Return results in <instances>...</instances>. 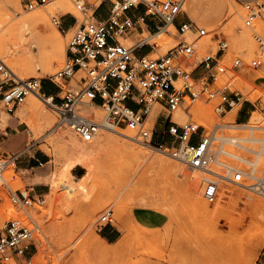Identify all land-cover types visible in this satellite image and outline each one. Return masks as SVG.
I'll return each mask as SVG.
<instances>
[{"label": "rangeland", "instance_id": "1", "mask_svg": "<svg viewBox=\"0 0 264 264\" xmlns=\"http://www.w3.org/2000/svg\"><path fill=\"white\" fill-rule=\"evenodd\" d=\"M58 1L54 0L34 11L24 12L20 0H0V40L7 42V49H0V57L15 74L14 79L50 81L65 65L71 38L91 15L85 17L76 9L73 0L66 1L71 11L63 12L56 7ZM104 10L101 9L98 15L103 16ZM39 11L47 12L49 24L59 33L63 46L64 57L56 61L54 69L51 70L43 68V62L51 50L49 32L27 34L25 39L32 43V48L20 54L15 52L9 34L12 32L13 36L16 35L17 32L11 30L15 22ZM252 13L256 15L255 19L252 26L247 27L245 22ZM74 17L79 22L71 30H65L64 27L59 30L53 21V18L62 22L64 18ZM183 18L208 31V36L198 42L197 54L190 61L194 66L188 70L192 72L206 55L217 56L219 41L215 39V34L225 38L229 49L222 54L220 61L229 69L220 73L216 86L228 87L226 93L229 96L239 94L241 103L233 110L246 109L249 117L245 123L236 118L231 121L233 126L220 128L219 125L230 122L226 117L229 111L219 114L215 110L216 102L203 98L183 106L179 111L187 115V121L178 123L185 125L195 121L213 135L231 137L243 133L245 127L241 126L250 124L254 116L262 118L264 122V49L261 50L256 41L257 36L264 39V0L257 4H242L239 0H186ZM68 24L69 21L64 23L65 26ZM164 35L168 37L162 42L157 37L150 38L149 42L156 46L151 58L163 56L178 43L177 31L170 29ZM147 36L148 33L141 35L140 31H135L133 35L120 39V42L133 46ZM29 55L33 56L34 63L23 71L17 69L14 57L24 58ZM237 58L243 61V66L231 70L230 67ZM256 58L263 61L258 69L250 66L251 61ZM198 71L199 75L204 73L202 68ZM82 76L85 74L80 71L67 85L56 81L65 90L68 87L77 90ZM13 84L10 82L9 85ZM28 96L15 113L9 114L10 116L7 114L9 118L5 120L3 116L7 111L0 107V142L6 140L11 133L9 125L15 119L16 113L19 111L26 116L21 133L6 140L2 150L13 153L22 149L26 140L29 141L25 152L18 154L16 163L9 164L2 178L0 177V224L25 216L23 210L12 205L10 197L13 194L27 192L36 198L34 206L27 209L38 224L35 233L38 249L35 252V264H264V245L259 247L258 240L250 244L249 239V230L257 217L254 202L261 201L264 205V196L261 193L253 189H242L232 180H220V199L216 204L208 203L203 196L206 187L203 177L213 178L212 176L193 171L169 156L138 144L132 138L125 139L122 135H114L108 128L101 130L94 141L84 143L70 127L59 123L56 112L41 99L39 110L30 111L27 108ZM154 110L157 115L147 121L146 128H152L158 116L168 114L160 105L153 106L151 111ZM201 111H206L208 115L202 116ZM83 114L106 123L107 112L104 109L85 107ZM5 131L8 135H5ZM120 131H127L131 137L136 135L130 128ZM260 131L257 133L264 135V130ZM125 144L126 148L134 144V155H125L118 151L125 148ZM241 144L258 149L250 143ZM80 146L96 152L85 155L79 152ZM212 148L218 161L236 167L238 170L235 172H252V165L237 160L231 154L254 161L257 158L254 152L219 139L214 140ZM24 154L46 156L48 163L44 166L33 163L25 166L22 163L25 160ZM161 157L170 165L162 168L157 161ZM213 169L225 173V167L221 164H214ZM54 174H58L59 180L52 186L46 180ZM195 174L203 176L197 179L200 197L213 212L224 208L223 215L220 213L221 216L216 217L197 208L190 193ZM233 175L234 172L231 178ZM82 177H85L84 180ZM244 181L255 183L247 175L244 176ZM37 187L44 188L46 193L40 200L39 196L31 193V189ZM138 208L162 215L163 223L157 228L142 225L134 214V210ZM108 211L113 212L110 217L112 227L119 232L112 243L102 238L99 228L101 218ZM85 241L89 245L79 250L78 247ZM93 246L98 248L97 252L92 251Z\"/></svg>", "mask_w": 264, "mask_h": 264}, {"label": "built area", "instance_id": "2", "mask_svg": "<svg viewBox=\"0 0 264 264\" xmlns=\"http://www.w3.org/2000/svg\"><path fill=\"white\" fill-rule=\"evenodd\" d=\"M52 1L20 0V4L24 12H31ZM73 1L79 12L85 17L91 16L77 28L68 45L65 65L50 79L58 87L59 93H45L42 82L37 79L16 81L10 67L0 57V107L13 114L29 94L36 93L56 112L59 123L70 127L84 143L92 142L108 125L130 128L136 132L132 139L138 144L169 156L193 171L212 176L211 180L206 181L203 194L208 203L216 201L220 180L243 182L245 175L242 171L234 170L233 177L227 179L212 172L211 168L216 164L212 148L213 133L195 121L185 125L174 121L175 112L188 102L194 103L203 98L215 101V110L219 114H225L241 103L239 94L229 96L226 93L228 87L216 86L220 73L229 69L220 61L222 54L229 49L226 39L215 34V39L219 41L217 56H204L198 67L190 72L188 68L194 66L190 61L197 54L198 42L208 36V31L183 18L186 0ZM102 7L107 8L105 20L96 18ZM255 16L252 13L248 17L245 22L247 27L252 26ZM53 21L58 27H64L60 19L53 18ZM75 22L77 26V18ZM144 25H147L150 34L168 32V26L174 25L178 32V43L163 56L151 58L156 50L155 45L143 39L133 46L120 42V39L133 35L135 31L143 35ZM256 41L263 50L264 39L257 36ZM146 50L148 52L145 53ZM262 65L260 58L250 63L255 69ZM242 66L243 61L237 58L230 69L236 70ZM199 68L204 73L196 76ZM80 71L85 76L80 78L77 90L71 87L65 90L56 81L67 85ZM10 82L14 84L9 85ZM155 105H160L168 114L158 116L156 124L146 128L149 113ZM85 107L104 109L107 112L106 123L84 115ZM5 135H8L7 131ZM18 158V154L5 153L0 143V177L6 167L12 162L16 163ZM39 166L43 164L39 163ZM224 171L230 173L228 168ZM253 186L264 196V180L262 183L255 181ZM10 199L13 206L24 211L25 216L0 224V264H35L38 224L27 209L34 206L36 198L27 192H20ZM112 214V211H108L101 218L100 230L112 224Z\"/></svg>", "mask_w": 264, "mask_h": 264}, {"label": "bare ground", "instance_id": "3", "mask_svg": "<svg viewBox=\"0 0 264 264\" xmlns=\"http://www.w3.org/2000/svg\"><path fill=\"white\" fill-rule=\"evenodd\" d=\"M66 1L67 0H59L57 2V6L56 7H59V9L61 11H63V12H70L71 8H70L69 4ZM166 1H168V0H166ZM46 13L39 11V12H36V13L30 15V16H26V17H23V18L19 19L17 22H15L11 26V28H12L11 30L14 33H15V31L17 32L16 35L13 36L12 32L9 33V34H11L10 38L13 40V42L12 41L11 42H12V45L14 46L15 52L17 54H20V53H24L26 51H29L32 48V43L28 39H25L26 38L25 36L27 34H31V33L32 34H41L42 31L49 32L51 34V36H50V38H48V40L51 42V50H50L49 54L47 55V57L45 58V60L43 62V68H44V70H51V69H54L55 62L59 61L61 58L64 57V51H63V46H62V44H61V42L59 40V37H60L59 33H57V31H55V30H53L51 28V26L49 24V18H48ZM58 29L60 30V27H58ZM167 29H168V32H169L170 29H173V30L177 31L174 25H169ZM144 31H145V33L149 34V36L143 38V40L145 42H148V43H150L149 42L150 38L157 37L158 41L160 40L162 42V41H164L163 39L167 36V35H164L165 31L157 32V33H155V35L154 34H150L147 25H144ZM11 39H9V42H10ZM46 39H47V37H46ZM168 41L170 43H172L171 39H169ZM6 43L7 42H5L4 40H0V49L1 50L4 51L5 49H7V44ZM33 45H35V44H33ZM49 48L50 47H48V49ZM14 55H16V54L14 53ZM32 57H33L32 55L31 56L29 55V57H24V58L14 57L13 61H14L15 67L17 69H19L20 71H23L29 65H32L34 63V60H33ZM13 75L15 76L14 73H13ZM15 80L16 81H21L18 78H15ZM31 94H33V95L30 96V97L28 96L29 100H28V103H27V108L30 111H38L39 110V101H40L41 98L36 93H31ZM31 94H29V95H31ZM95 108H98V107H95ZM151 112L152 111H150V113H149L148 120L154 118L157 115V111L156 110H154L152 113ZM237 113H238V109L237 110H231V112L229 111V113L227 114L226 117H227V120L230 121V122H228V123L225 122L223 125H219L220 128L226 129L223 126H233L234 124L231 123V121H235L236 120ZM200 114L202 116H207L208 115L206 111H201ZM18 115L20 117L24 116L23 113H19ZM97 116H98V118H102L101 115H97ZM7 118H9V117H8L7 114H5L3 116V119L5 120ZM175 118H176V121L179 122V123H183V122L187 121V115L185 113H183V111H179L178 110V112L175 114ZM261 119L258 116H254L251 119L250 124L245 125V126H241V127H245V128H243V130H245V131L243 133H241V134H237V135H234V136H231V137H222V136H219V135H217V136L214 135V140L215 139H219V140H222L223 142H231V143H233L235 145L243 146L246 149H248V150H250V151H252V152H254L256 154L257 158L254 161H249L248 159L243 158V157H241L239 155H235V154H231V156L236 158L239 161L248 162V164L252 165L253 170L251 169L252 172H250V174L249 173L247 174L244 171H242V172L245 175L253 178V180H255L257 183H262L263 180H264V135H262L261 133H257L260 130H264V122ZM25 121H26V119H25ZM105 121H106V119H105ZM108 129L111 131L110 133H112L114 135H122V136L126 137L125 139L133 138V137H131V135L127 131L126 132L120 131V130H124L125 131L128 128L119 129V128H117V126L108 125ZM251 134H253V136H251ZM36 136H35V138H36ZM103 138H104V136H103ZM241 142L253 144V146H256L258 149H253L252 146H249V145H243V144H241ZM119 143H122V142H119ZM257 144H262V146L261 145L259 146ZM132 145L134 146V144H131V146L127 147L128 148L127 149L126 148V144H125V148L120 149V150L118 149V151L124 153L125 155L126 154L127 155H134L135 154L134 153L135 152V148L132 147ZM143 151L145 152V150H143ZM79 152H82L85 155H90V154H92V153H94L96 151L93 150V149L89 150V149H86V148L80 146ZM116 153L120 156V153H118V152H116ZM157 161L161 164L162 168L170 165V163L167 162L166 160H164V158L162 159V157L158 158ZM215 162H216V164H221L225 168H228L230 170V173L227 174V172L221 173L219 171L214 170L213 167L211 168L213 173L220 174L224 179L225 178L226 179L229 178L231 176V173L234 170L235 171L238 170L236 167H233V166L224 164L222 162H219L218 159L216 158V156H215ZM85 177H82L83 180H84ZM201 177H203V176L195 174L193 176V181H192V183L190 185V193H191L193 202L198 206V207L197 206L196 207L199 208L202 212H204L206 214L212 213L216 217L221 216V215H219L220 213H222V212L225 213L224 212V208H218V209H216L213 212V211L210 210L208 204L205 203V201L200 197V194H199L200 191H199V185L197 183L198 182L197 179H199ZM1 178H2V176H1ZM58 178H59L58 174H54L51 178L47 179L46 182L50 183L52 186H55L56 183L59 180ZM194 179H195V181H194ZM203 179L206 182L208 180H211L212 178L204 176ZM39 181L40 180H37V182H39ZM236 184L241 186L240 188H242V189H246V190L253 189V190H256V188L253 186L254 183L253 184H249V183H246L245 181H243L241 183H236ZM220 190H221V188H220V184H219V190H218V194H217V201L215 203H213V204H216L218 202V200L220 199V197H221V191ZM254 210H255V213L257 214V217H255L256 219L254 218L255 222H253L252 228L249 230L250 231L249 232V234H250L249 235L250 244H253L254 241L258 240L259 241V247H262L264 245V205H263V202H261V201H257L256 202L255 201L254 202ZM223 213H222V215H223ZM214 218L215 217H213V219ZM102 242L104 243L103 239H102ZM87 244H88L87 241L83 242L81 244V246L78 247V249L80 250L82 247L86 246ZM97 249L98 248H96L95 246L92 247V251L93 252H97L98 251Z\"/></svg>", "mask_w": 264, "mask_h": 264}, {"label": "crops", "instance_id": "4", "mask_svg": "<svg viewBox=\"0 0 264 264\" xmlns=\"http://www.w3.org/2000/svg\"><path fill=\"white\" fill-rule=\"evenodd\" d=\"M261 0H239V2H241L242 4H257L259 3ZM101 9H105V13L103 16L96 15L97 19L100 20H105L107 15V8L106 7H102L98 10V12ZM75 17L74 19H69V18H64L62 19V23L64 24L66 21H69V24L67 26L64 25V29L65 30H71L73 28H75L76 26V22H75ZM148 52L147 50L145 51V53ZM201 71V70H200ZM200 71H197V73L195 74L196 76H198L200 73ZM42 89L44 90L45 93L50 94V95H57L59 93L58 87L55 86L51 81H44L41 84ZM19 114V112H17ZM16 113L15 115V119L11 120L10 125H9V131L11 132L8 135V138L6 140H8L10 137L20 134L21 133V127L23 123L25 122V115L24 116H19ZM8 114V113H6ZM248 111H246V109H241L238 111L237 113V120L241 123H245L246 120L248 119ZM9 115V114H8ZM10 116V115H9ZM6 140L1 141V148L3 146V144L6 142ZM29 146V141H25V145L22 149L13 152V153H8V154H23L25 152V150L27 149V147ZM29 156H27V154H24V158L25 160L22 162L25 166H30L31 163H33L34 165H38L39 163H42L43 166L45 164H47V158L46 156H35L33 154H28ZM33 165V166H34ZM34 168V167H33ZM31 193H35V196H43L45 193V189L42 187H37V188H33L31 189ZM134 214H135V218L137 219V221L139 223H141L142 225L148 227V228H157L159 226V224L163 223V216L162 215H157V214H153L152 212H150L149 210H146L144 208H138L134 210ZM154 218H156V220H154ZM102 238H104L106 241H108L109 243L114 242V240H116V236L118 235V231L112 227L111 225H107L104 228H102V230H100Z\"/></svg>", "mask_w": 264, "mask_h": 264}]
</instances>
